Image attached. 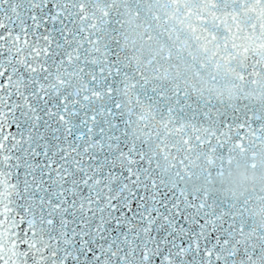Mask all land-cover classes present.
<instances>
[{
  "label": "water",
  "instance_id": "1",
  "mask_svg": "<svg viewBox=\"0 0 264 264\" xmlns=\"http://www.w3.org/2000/svg\"><path fill=\"white\" fill-rule=\"evenodd\" d=\"M0 264H264V0H0Z\"/></svg>",
  "mask_w": 264,
  "mask_h": 264
}]
</instances>
